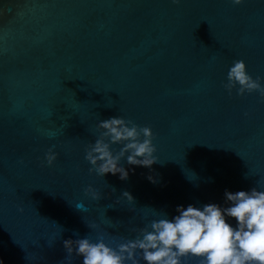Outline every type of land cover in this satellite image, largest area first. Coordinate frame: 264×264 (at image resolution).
<instances>
[{"label":"water","instance_id":"95a60500","mask_svg":"<svg viewBox=\"0 0 264 264\" xmlns=\"http://www.w3.org/2000/svg\"><path fill=\"white\" fill-rule=\"evenodd\" d=\"M236 60L264 78V0H0L5 264H62L64 240L103 232L115 247L177 206H227L226 190H264V97L229 94ZM114 116L155 134L159 161L125 158L127 180L90 172L85 159L99 122Z\"/></svg>","mask_w":264,"mask_h":264},{"label":"clouds","instance_id":"9594fccd","mask_svg":"<svg viewBox=\"0 0 264 264\" xmlns=\"http://www.w3.org/2000/svg\"><path fill=\"white\" fill-rule=\"evenodd\" d=\"M172 2L179 5L182 0ZM231 2L242 5L245 0ZM225 88L229 94L236 90L240 96L258 92L264 97V78H254L246 62L236 60L229 67ZM98 128L99 137L86 150L85 159L92 166L90 172L102 177L110 173L127 180L129 170L121 164L125 158L129 165L146 168L159 161L151 127L114 116L101 120ZM54 136V132L49 133V138ZM114 145L121 146L118 152L113 150ZM57 158L53 145L45 154L47 166H53ZM148 179L158 182L155 176ZM85 195L96 201L102 198V193L92 186L85 189ZM224 195L227 206H177V215L170 218L162 213L161 218L141 228L134 239L115 247L106 242L103 232L95 240L87 236L64 240L68 255L62 264H73L74 257L82 258V264H187L189 260L196 264H264V190H226ZM123 197L134 202L127 191ZM90 227L95 229L99 225ZM0 264H5L2 258Z\"/></svg>","mask_w":264,"mask_h":264}]
</instances>
